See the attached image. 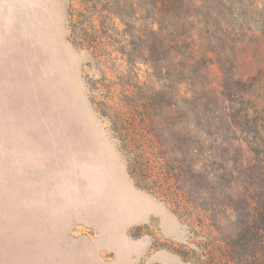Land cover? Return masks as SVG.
<instances>
[{
    "label": "rangeland",
    "instance_id": "1",
    "mask_svg": "<svg viewBox=\"0 0 264 264\" xmlns=\"http://www.w3.org/2000/svg\"><path fill=\"white\" fill-rule=\"evenodd\" d=\"M161 10L162 0H0V264L250 261L232 238L242 199L230 193L264 199V0H186L169 23ZM182 36L176 53L172 39ZM190 75L229 97L198 93L208 105L198 131L191 103L177 101L199 133L195 163L210 187L193 188V198L191 158L170 128L171 79ZM145 103L161 132L144 133L137 159L152 164L145 173L156 185L184 171L177 191L196 201L188 219L136 185L114 131L120 118L143 128ZM208 133L230 143L213 150Z\"/></svg>",
    "mask_w": 264,
    "mask_h": 264
},
{
    "label": "trees",
    "instance_id": "2",
    "mask_svg": "<svg viewBox=\"0 0 264 264\" xmlns=\"http://www.w3.org/2000/svg\"><path fill=\"white\" fill-rule=\"evenodd\" d=\"M185 2L186 0H162V10L160 11V15H159L161 21L163 22L162 19L164 18L167 20V22L171 20L170 18L172 17L170 15V11H171L170 9L183 7L185 5ZM154 8H156V6H154ZM184 23H186V21ZM158 30L159 32L158 34H156V36L161 37L163 34L162 32L163 30L160 28ZM152 32H155V31H152ZM185 39H187V36H182L181 38H178V39H172L174 40L173 41L174 43L170 45L171 48L172 49L174 48V51L177 53L179 48L182 49V44L184 43L183 40ZM82 43L83 42H81V44ZM179 54L184 55L185 53L182 50V52ZM174 78L175 79H171V84L176 88V90L175 92L172 91V93H170L171 98L175 101V103L173 102V104H171L170 106L171 108H174L172 111L174 112V124L170 125L171 126L170 128L173 127V134H174L172 135L173 137L172 142L178 144L179 147L177 148V150L180 153L183 152L191 158V161L187 163L185 181L187 182V184H191L189 185V188H190L191 197L193 198L192 193L196 192L193 190V188H196L197 190H200V191H206L210 187L208 186L209 181H207V177L203 176L200 172L202 169V167H200L201 166L200 163H195V156H197L198 152H202V146L199 145V142H200L198 138L199 133L196 135L195 138L191 136L192 132H189L190 131L189 124L191 123L188 124L187 122H185L184 117L180 114V112L177 111V108L179 106V103L177 101L183 102L185 107H187L186 104L191 103V105L189 104L190 108H188V110L190 114L194 117L193 120L196 119V123L193 124V126H194V129L198 131V128L202 126L199 115L200 113H202V111H208L207 103H200L199 101L200 98L198 96V93H204L207 96V98H208L209 93L216 96V99L222 98L225 102L224 104H226L229 97H227V95H224V93L222 92L217 93V91L211 87H205L204 85L198 84V81L195 80L193 75L188 76V78L185 79V81H180L179 79H177L176 76ZM232 80H235V79H232ZM182 82L186 83L189 86L190 85L192 86L193 91H192L191 97H187L188 95L179 96L178 91H179V87L181 88L180 84H182ZM234 83H237V82H234ZM152 91H155V89H153ZM161 93H162L161 90L159 91L156 90V93L154 94L155 95L154 100L155 99L157 100V97L160 96ZM230 96H231V93H230ZM137 102L133 101L134 106L137 105ZM119 108L120 107H118V109ZM154 108L150 107V103L142 104V120L141 121L143 122V125H145L143 128H139L137 127V125H133L131 123H129V127H124L123 122H125L127 119L120 118L122 123L119 125V128H116L114 131L120 137V141L123 144V149L125 150V152H127V155L125 154L127 157L126 158L127 164H128L131 176L134 179L136 185L139 188L153 194L154 196L159 197L162 201L167 203V205H169L172 208L173 212L176 213L181 218V220H183L184 218L188 219L189 216L191 215V209L192 210L196 209V201L194 199H193L194 201H192V199L189 198L190 195L184 196L187 194L184 192L183 194L178 193L177 191L179 190V186L177 185L178 182H182V180L178 179V177H180L184 173V171H182L180 167L179 169L176 168L173 171L174 173L171 176L172 178L168 176L166 177V183L161 184V185H156V184L149 182L150 178L152 177L145 173V170L153 169L152 164L146 159V157H143L145 162L139 161L137 159V157H139L138 154L144 155V151L142 149L143 146L140 145V140L144 138V133L148 135H153V137H155L154 134H151L152 133L151 129L152 127L159 128L160 126V124L157 121H154V118L151 119V116L149 114L150 112L149 109H154ZM122 115H124V113H122ZM149 121H150V124L148 126ZM147 127H149L148 130H146ZM213 127L210 126V128H213ZM157 130L161 132L160 129H157ZM217 130L220 131V129H217ZM215 134H211V133L207 134L209 136L208 137L209 139L214 138V142L212 146L213 150H218L219 145L230 143V139H225V138L224 139L221 138V141H219L220 135L216 136ZM205 140H208V139H205ZM217 142H218V145H216ZM181 145H184L185 149L184 147H181ZM158 148H160V151H161L163 147L161 148V145L159 144ZM130 155L133 156L134 158H131ZM166 161L167 160H165L164 162ZM206 162H209V160L204 159L202 164L204 165L205 163L206 165ZM168 181L170 183H168ZM210 181L213 182V180H210ZM243 195L244 197L242 198L241 196ZM252 195H254V191H250V190H246L243 193H237V192H233L232 194L230 193V197H238L239 199H242L241 206L237 205L235 208L233 207V209H231V210H234V214L236 216L242 217V220L238 224V228L240 232L237 235L234 234L232 238L234 239L235 237H239L238 241L236 242V246L239 245L240 246L239 248H244L246 246L250 248L251 250L250 261H248V263L246 264H264V201H263L264 199L262 197L261 201H258L256 203L254 202L255 199L254 197H252ZM262 196H264V194H262ZM239 208L242 211H240ZM248 233L250 234L252 241H250V243L247 244L245 242L246 240L244 239L246 238L245 236ZM177 252L181 253V251H177Z\"/></svg>",
    "mask_w": 264,
    "mask_h": 264
}]
</instances>
